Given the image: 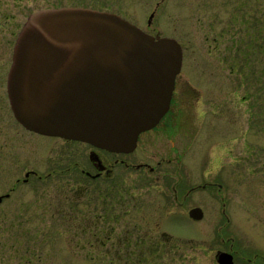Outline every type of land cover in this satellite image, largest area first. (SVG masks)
<instances>
[{
    "label": "rangeland",
    "instance_id": "374dc122",
    "mask_svg": "<svg viewBox=\"0 0 264 264\" xmlns=\"http://www.w3.org/2000/svg\"><path fill=\"white\" fill-rule=\"evenodd\" d=\"M157 1L154 25L149 26L146 17ZM53 7L119 12L142 30L177 39L184 53L181 73L202 93L190 115L196 120L206 116L210 121L220 115L225 120L223 130L216 133L207 122L196 123L201 129L195 132L197 151L192 163L214 164L208 148L217 147L214 140L224 139L221 147H233L239 153L251 149L256 156L240 164L257 167L249 184L226 186L233 200L225 207L231 218L225 228V218L215 214L218 199L212 197L205 203L203 219L191 221L183 212L199 205L200 199L189 198L180 206L158 204V171L147 175L127 167L122 162L128 159L124 153L40 135L17 122L16 155L0 153V196L10 194L0 203V254L4 255L0 264H120L112 258L121 264H218L217 251H228L233 241L234 248L240 243L251 245L259 217H264V0H0V77L4 86L16 40L27 19ZM0 96L4 109L10 108L5 88ZM139 149L130 158L139 156ZM92 150L108 162L118 161L116 170L124 171L117 175L122 177L120 184L126 185L133 199L127 213L114 224L111 240L101 231L107 230L106 224L93 216L102 211L107 181L101 178L96 183L81 175L82 169L91 166ZM243 154L236 157L248 156ZM66 167H70L66 176L60 178L59 172L44 179L54 168ZM29 170L42 178L31 176L24 181ZM171 211V217L165 219V213ZM158 223L159 231L172 237L162 246ZM105 241L106 245H99ZM236 264L249 263L239 257Z\"/></svg>",
    "mask_w": 264,
    "mask_h": 264
},
{
    "label": "water",
    "instance_id": "95a60500",
    "mask_svg": "<svg viewBox=\"0 0 264 264\" xmlns=\"http://www.w3.org/2000/svg\"><path fill=\"white\" fill-rule=\"evenodd\" d=\"M182 58L176 39L153 36L115 13L41 10L30 15L14 47L11 107L31 131L129 153L168 112ZM90 159L103 169L95 151ZM190 215L202 217L198 208ZM216 259L235 264L222 250Z\"/></svg>",
    "mask_w": 264,
    "mask_h": 264
},
{
    "label": "flooded vegetation",
    "instance_id": "af4514ba",
    "mask_svg": "<svg viewBox=\"0 0 264 264\" xmlns=\"http://www.w3.org/2000/svg\"><path fill=\"white\" fill-rule=\"evenodd\" d=\"M159 5L160 1H157L155 9L148 15V17H146L147 25H154L155 15L158 11ZM205 7L206 6H200L198 8ZM96 10L115 13L130 23L141 28L139 25L135 24L133 20L125 17L119 12L107 9ZM147 33L154 36L160 35L161 37H168L167 35L160 32L156 34H152L150 32ZM7 83L8 75L5 81V86L3 84L2 78L0 77V90L2 91L4 88L6 89V94L10 105V108H7L6 106V109H4L2 104V96H0V153L3 152L6 155L14 157L19 147V130L17 129V125H14L17 122L19 124L21 123L16 119L13 113L10 104ZM201 97L202 93L200 90L192 85L190 79L184 77L180 71V73L176 76L175 87L168 112L161 118L155 127L142 132L139 135L137 147L132 152L124 153L128 159L124 158L122 162H124L127 167H135L137 170L147 175H153L156 171H158V204L164 206L165 204L180 206L186 203L189 198L191 200H194L195 197L199 198V205H194L191 209H189V211L183 212L184 216L187 217V214L189 215V219L191 221L203 219L207 213V210L205 209V203H208L212 197L218 199L220 206L217 213L215 212V214L218 219L225 218L226 222H224V227L227 228L229 224L228 222L231 218L225 211V207L228 203L232 202L233 198L231 195L227 194L226 186L232 185L236 188H241L243 184L247 185L252 181L251 178H253L255 175L257 166L253 164L248 165L246 163L249 162L251 156L255 157L256 155L253 154L251 149H245V151L244 149H241L239 153L238 149L233 147H221L223 144H225V140L218 139V141H213L216 142L213 145H217V147L208 148V152L210 153L209 156H213L215 161L214 164L208 165L205 162L192 163L191 160L194 158L197 151L195 149V132L197 131L198 133V131L201 129L199 126H196V123L200 121V124L207 122L209 125H213V128L215 129L214 133H216V130L221 132L225 124L224 118L220 115L215 121H210V119L206 116H201L199 120H196L194 116L190 115L193 107H195L194 103L198 104ZM21 126L24 129L29 130L24 125L21 124ZM29 131L33 132L31 130ZM138 149L140 150V153L138 154L139 156L130 158V155ZM95 152L98 154L100 160L97 161V165L99 164L101 167H103V169H100L98 166H96V164L91 161L89 155L91 166L87 167V169H82L81 175L87 179L90 178L96 183H99L98 181L101 178H105L107 181L106 187L103 189L104 198L102 202V211L100 215L97 216L93 214V216L97 218V220L102 219L101 221L106 224L105 226H107V230H100L103 231V234H106L109 237V240H111L112 236L115 234L114 224L118 223L120 220V215L122 216L127 213L131 200L133 199H131V193L127 190L126 185L120 184V179L122 177L117 175L124 174V171L116 170V164L118 161L115 160L114 163L108 162L103 159L97 151ZM247 152H249V154ZM243 153L248 156L245 158L236 157L237 155ZM226 156L229 157L226 158ZM232 156L235 157L232 158ZM227 159L229 160L227 161ZM186 160L189 161V163H184ZM201 160H203V158H201ZM243 161L246 163L240 164V162ZM69 170L70 167H66L65 169L54 168L53 171L48 173L44 179L49 178L52 175H56L59 172V177L62 178L69 173ZM27 173H29V175H25L24 178V181L26 182L31 176H38L39 178H42L41 175H38L33 170H29ZM243 177L245 180H243ZM250 179L251 181H249ZM7 194L8 193L4 195ZM6 198H9V196H4L2 202ZM174 207L175 206H173V210ZM196 208L201 210L202 217L200 219H196L190 215L191 210ZM172 214L173 211L170 213H165V219L170 218ZM259 220L260 226L259 229L254 232L256 235L253 234V243L251 245H243L240 243L234 248L235 241H233L228 247V251L222 250L229 252L234 256L235 264L237 263V259L239 257L245 259L249 264H264V217H259ZM96 226L98 227V224H96ZM160 229L162 228L160 223H158V231ZM159 232L162 233L161 235L164 237V240H161V246L162 244L172 240V237L168 236L166 232ZM107 242L108 241L102 242L103 244L99 245L104 246V244L106 245Z\"/></svg>",
    "mask_w": 264,
    "mask_h": 264
},
{
    "label": "trees",
    "instance_id": "16d2710c",
    "mask_svg": "<svg viewBox=\"0 0 264 264\" xmlns=\"http://www.w3.org/2000/svg\"><path fill=\"white\" fill-rule=\"evenodd\" d=\"M105 254H108V253L105 252ZM111 254H112V253H111ZM113 255L116 256L115 253H114ZM3 256H4V255H1V254H0V259H2ZM112 261H117L118 263L121 264V262H119V261H118L117 259H115V258H112Z\"/></svg>",
    "mask_w": 264,
    "mask_h": 264
}]
</instances>
